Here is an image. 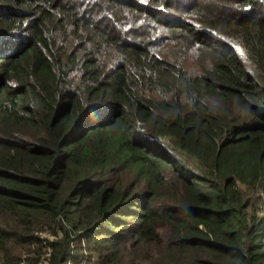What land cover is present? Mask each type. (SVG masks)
Instances as JSON below:
<instances>
[{
	"label": "trees",
	"instance_id": "1",
	"mask_svg": "<svg viewBox=\"0 0 264 264\" xmlns=\"http://www.w3.org/2000/svg\"><path fill=\"white\" fill-rule=\"evenodd\" d=\"M144 261L264 264V0H0V264Z\"/></svg>",
	"mask_w": 264,
	"mask_h": 264
},
{
	"label": "rangeland",
	"instance_id": "2",
	"mask_svg": "<svg viewBox=\"0 0 264 264\" xmlns=\"http://www.w3.org/2000/svg\"><path fill=\"white\" fill-rule=\"evenodd\" d=\"M199 65H200L199 62H197V63L195 62V64H194V68H193V66H192L191 64H189L188 66L190 67L191 70H193L194 72H197V71H199V69H200ZM164 141H165L167 144H171L167 139H164ZM170 146H171V145H170ZM174 153H175L176 156H178L183 162H185L186 164L192 166V163H193V162H192L189 158H187V156H186L185 154L179 152L178 150H174ZM41 235H42V236H46V237H52V235H50V233L47 232V231L42 232ZM48 254H50V251L48 252ZM142 264H148V262H147V261H144Z\"/></svg>",
	"mask_w": 264,
	"mask_h": 264
}]
</instances>
